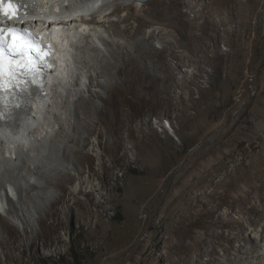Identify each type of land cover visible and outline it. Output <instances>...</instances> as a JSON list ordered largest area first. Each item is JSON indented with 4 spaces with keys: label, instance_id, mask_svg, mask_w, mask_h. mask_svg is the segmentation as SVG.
<instances>
[{
    "label": "rangeland",
    "instance_id": "1",
    "mask_svg": "<svg viewBox=\"0 0 264 264\" xmlns=\"http://www.w3.org/2000/svg\"><path fill=\"white\" fill-rule=\"evenodd\" d=\"M121 3L125 6L113 19L139 13L147 21L145 35L157 30L163 38L148 43L147 48L168 51L160 61L154 58L155 62L139 56L138 69L129 65L128 70L134 72L125 78L136 79L133 86L117 79L122 88L110 99L106 122L85 151L93 155V161L82 155L78 160L83 173L73 172L74 181L66 184L56 209L47 206V211H60V217H45L43 230L36 220V231L27 227L21 209L16 214L25 221V229L20 220L1 211L0 264H159V258L169 252L168 260L177 261L166 240L175 227L174 213L161 210L176 180L187 171L188 176L202 172L205 162L211 161L216 166L206 168L197 189L227 193L228 185L264 158V0ZM208 21L218 26L206 25ZM187 33L201 39L187 40ZM208 33L215 38H208ZM90 43L99 45L100 58L108 54L103 39L98 45ZM171 49L179 58L184 53L192 61L180 63ZM124 52L126 61L132 59L128 50ZM94 76L91 82L105 80L96 72ZM93 91L103 92L100 87ZM170 125L174 132L165 130ZM82 180L92 184L82 185ZM181 183L176 190L185 189ZM8 190L5 206L14 209L18 197L10 186ZM56 193L61 195L59 190ZM27 201L30 207L39 202L35 198ZM227 210L224 207L220 213ZM239 218L234 215L235 220ZM2 219L12 228L11 235L2 233ZM37 233L39 239L27 244ZM14 236L18 238L8 247L6 243ZM192 243L187 238L181 253L196 260ZM218 250L223 255L222 248ZM209 260L205 256L203 264Z\"/></svg>",
    "mask_w": 264,
    "mask_h": 264
},
{
    "label": "bare ground",
    "instance_id": "2",
    "mask_svg": "<svg viewBox=\"0 0 264 264\" xmlns=\"http://www.w3.org/2000/svg\"><path fill=\"white\" fill-rule=\"evenodd\" d=\"M24 1L34 13L29 22H35L40 27L48 24L59 27L60 34L55 33L54 41L59 45L58 54L62 61L54 76L55 90L32 98L33 109L27 103L21 112H16L9 120V124H0V214L3 210L9 212L16 220L22 222L25 229V221L16 214L21 209L27 227L31 226L37 231L36 220H39L43 230L45 217L50 214L53 217L61 216L58 210L47 211V206L54 208L58 198L62 200L66 184L74 181V171L80 175L83 173L78 159L82 155H88L87 158L93 161V155L85 154V151L91 145L90 138L96 134L98 127L106 122L105 114H108L110 99L122 88V83L117 79H122L125 85L130 83L133 86L136 79L130 82L125 78L134 72L128 70V66L138 69L139 56H146L153 62L154 58L160 61L168 50L155 46L147 48L148 43L160 42L163 38L157 36V30L146 32L145 35L143 29L147 21H143L139 13L120 17L118 20L113 19L125 6L121 0H107L106 4L104 0ZM129 1L132 5L136 3L135 0ZM100 4L103 6L97 10L100 13L97 19L94 12ZM105 7L107 9H104ZM112 7L114 9L109 11ZM129 7L134 9L135 6ZM77 12H80V15L86 14V24L75 29L70 20ZM95 18L97 20H94ZM132 20L136 21L135 25ZM195 22L196 20L191 21V25ZM206 25L218 26L212 21H208ZM140 34H144V37H139ZM209 37L214 36L208 33ZM99 38L109 47V55L103 58H100L98 53ZM184 38L190 41L201 39L188 33ZM92 41L98 46L91 45ZM125 50L129 51L132 59L126 61ZM170 53L180 63L192 61L191 56H185L184 53L183 58H179L180 55L174 49H171ZM94 72L100 76L104 75L105 80L91 82V79L96 80ZM94 87H100L103 92L93 91ZM122 92L124 93V90ZM124 100L126 101L125 97ZM120 122L123 123L124 119ZM164 128L166 131L170 128L174 132L171 125ZM99 137L103 138L102 132ZM215 166L211 161H206L202 172L189 176V171L184 170L187 171L185 175L176 180L167 194L166 204L161 210L174 213L175 227L168 232L166 240L171 244L172 254H176L178 260L170 262L169 252L167 256L159 258V264H203L205 256L210 257L208 264H245L244 261H250L249 264H264V158L256 161L244 175L228 185L227 193H209L201 188L197 189L199 187L196 183L200 176ZM91 182L82 180L81 183L85 185ZM179 183L184 190H176ZM9 186L11 190L16 191L18 197L14 209L5 206L8 202ZM231 188H235L237 193L233 194ZM57 190L61 191V195L56 196ZM35 191L37 192L34 193ZM33 198L39 202L30 207L27 199ZM224 207L228 210L220 213ZM204 214L205 217L200 219L199 215ZM235 214L240 218L235 220ZM36 215H39V218ZM1 229L6 235L12 230L5 219H2ZM252 233L255 235L252 236ZM39 235L27 239V244L35 243ZM17 238L10 237V241L6 243L8 247L11 240ZM187 238L192 240L191 248L198 253L196 260L181 253ZM219 248H222L223 255L220 254Z\"/></svg>",
    "mask_w": 264,
    "mask_h": 264
},
{
    "label": "water",
    "instance_id": "3",
    "mask_svg": "<svg viewBox=\"0 0 264 264\" xmlns=\"http://www.w3.org/2000/svg\"><path fill=\"white\" fill-rule=\"evenodd\" d=\"M136 2H140V3H148V2H150V1H152V0H135Z\"/></svg>",
    "mask_w": 264,
    "mask_h": 264
}]
</instances>
